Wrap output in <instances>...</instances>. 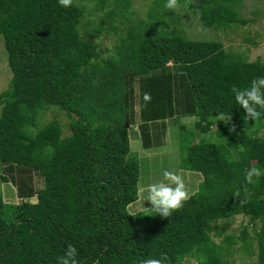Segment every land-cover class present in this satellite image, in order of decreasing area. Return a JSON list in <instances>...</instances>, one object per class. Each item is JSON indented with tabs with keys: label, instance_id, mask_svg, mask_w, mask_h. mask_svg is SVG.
<instances>
[{
	"label": "trees",
	"instance_id": "obj_1",
	"mask_svg": "<svg viewBox=\"0 0 264 264\" xmlns=\"http://www.w3.org/2000/svg\"><path fill=\"white\" fill-rule=\"evenodd\" d=\"M242 1L178 5L227 32L249 23ZM165 3L153 0L140 18L133 0H96L94 23L74 0L68 8L58 0H0V35L13 73L0 93V160L44 177L42 188L28 192L37 194L35 202L11 204L0 195V264H58L69 244L78 264H141L162 254L165 264H231L238 252L264 264V175L254 184L244 178L253 165L264 172V115L245 119L231 91L264 76V61H250L221 40L186 37L179 12ZM105 34L118 35L113 50L104 47ZM48 110L71 117L70 133L59 120L42 123ZM219 113L230 123L218 121ZM178 117H196L202 133L216 127L217 141L197 142L181 125L180 167L202 180L170 217L150 203L132 213L140 168L130 128L139 124L149 139L159 133L156 122ZM11 179L22 183L3 177ZM238 215L249 218L254 236L247 227L227 233Z\"/></svg>",
	"mask_w": 264,
	"mask_h": 264
},
{
	"label": "rangeland",
	"instance_id": "obj_2",
	"mask_svg": "<svg viewBox=\"0 0 264 264\" xmlns=\"http://www.w3.org/2000/svg\"><path fill=\"white\" fill-rule=\"evenodd\" d=\"M86 6L87 19L95 23L97 13L94 10L96 0H74ZM153 0H133L132 9L135 10L140 18H147V12ZM243 17L249 20L245 25H239L228 29L227 32L215 30L207 27L199 19L198 13L187 8L186 5H178L176 8L181 18V26L186 37L199 40H221L228 50H233L245 55L248 60L261 59L264 61V0H243L239 5ZM104 47L113 50L118 39L116 34L104 35ZM12 70L8 61V54L5 48L4 37L0 35V93L8 88L12 78ZM59 120L65 128V134L70 133L69 123L71 117L64 111L48 110L43 113L41 121L46 123L50 120ZM196 117H178L176 119H166L156 122L158 132L156 135L143 138L140 125L130 128L131 156L139 163V199L129 205L132 213L140 212L149 207L148 201L141 199V190L149 183L162 178V172L167 169L177 172L182 176L184 182L191 193L198 188L202 180V174L197 171L182 169L181 163V125L186 126L187 132L192 135L196 133L197 142L217 141L215 132L216 127L211 131L199 132L195 129ZM18 165L20 169H13L12 172L7 165ZM14 166L13 168H16ZM37 170L22 164L2 163L0 160V195L7 203L17 204L28 200L32 193L31 190H38L44 186V177ZM14 175L22 183L18 185L15 180L3 181L4 178H11ZM26 193V194H25ZM19 194H23L20 196ZM146 195V193L144 194ZM37 201V194L30 198ZM244 227L248 228L251 236L255 235L254 227L249 222V218L238 215L228 220L227 233L239 235ZM258 228V227H257ZM221 237L216 236V241H221ZM236 247V245H234ZM254 248L255 245H254ZM233 261L231 264H251L257 259L256 256L250 257L247 253H232ZM188 264H196L194 258Z\"/></svg>",
	"mask_w": 264,
	"mask_h": 264
},
{
	"label": "clouds",
	"instance_id": "obj_3",
	"mask_svg": "<svg viewBox=\"0 0 264 264\" xmlns=\"http://www.w3.org/2000/svg\"><path fill=\"white\" fill-rule=\"evenodd\" d=\"M61 7L68 8L73 4V0H58ZM168 9H176L178 0H166L164 5ZM234 94L236 103L245 110V119L259 120L264 115V76L256 77L250 81L246 87L233 86L231 89ZM146 102L151 101L149 93L144 94ZM217 120H223L226 124L230 123L231 117L225 116L224 113L217 115ZM235 130L234 128L232 129ZM264 175V172L255 165L245 169L244 178L246 184H254ZM141 199L148 201L152 205L148 208L160 216L167 218L174 211L181 209L184 203L190 199L189 190L184 179L177 172L165 169L162 172V178L147 184L142 190ZM146 193V195H144ZM234 196L240 198L241 193L237 190ZM248 202L247 195L245 199L240 200L241 204ZM131 215V214H130ZM134 216V215H132ZM77 249L69 244L63 255L58 259V264H78ZM167 256L162 254V258H149L141 262V264H165Z\"/></svg>",
	"mask_w": 264,
	"mask_h": 264
}]
</instances>
